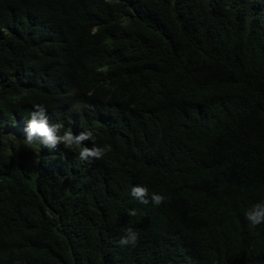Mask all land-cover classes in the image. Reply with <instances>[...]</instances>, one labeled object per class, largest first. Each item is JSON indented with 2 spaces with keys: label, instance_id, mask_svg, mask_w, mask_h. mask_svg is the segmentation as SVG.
Returning a JSON list of instances; mask_svg holds the SVG:
<instances>
[{
  "label": "trees",
  "instance_id": "16d2710c",
  "mask_svg": "<svg viewBox=\"0 0 264 264\" xmlns=\"http://www.w3.org/2000/svg\"><path fill=\"white\" fill-rule=\"evenodd\" d=\"M36 104L111 151L17 144ZM261 200L264 0H0V264H264Z\"/></svg>",
  "mask_w": 264,
  "mask_h": 264
},
{
  "label": "clouds",
  "instance_id": "9594fccd",
  "mask_svg": "<svg viewBox=\"0 0 264 264\" xmlns=\"http://www.w3.org/2000/svg\"><path fill=\"white\" fill-rule=\"evenodd\" d=\"M63 123L50 124L46 115V108L41 104L34 105L27 119L26 127L22 131L21 139L15 140V134H11L17 144H25L28 147L33 145L38 147L43 143L50 148H54L57 144H63L66 149L78 151V157L81 161H89L90 159H102L107 152L111 151L110 145L103 147H87L83 145L85 140H93V132L91 130L82 131L74 134L71 130H63ZM39 142V144L37 143ZM41 148V147H40ZM131 196L141 203H151L156 206L162 204L165 196L156 192L149 193V189L145 186L135 185L130 189ZM129 216H136V209L128 211ZM245 220L248 222L249 228L254 230L261 224H264V200L255 202L243 211ZM138 241V233L133 228L128 227L125 234L118 241L121 247H135Z\"/></svg>",
  "mask_w": 264,
  "mask_h": 264
}]
</instances>
